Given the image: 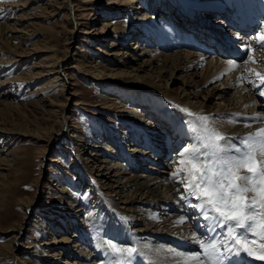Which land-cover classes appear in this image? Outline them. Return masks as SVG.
Listing matches in <instances>:
<instances>
[{
	"label": "rangeland",
	"instance_id": "1",
	"mask_svg": "<svg viewBox=\"0 0 264 264\" xmlns=\"http://www.w3.org/2000/svg\"><path fill=\"white\" fill-rule=\"evenodd\" d=\"M24 1L27 3L24 4L22 12H19L20 4ZM82 1L85 0H0V25H13L21 16V21L16 24L18 25L17 31L20 33H9L8 35L7 32H3L4 37L0 40V50L4 51L0 52V95H3L0 96V128L5 130L3 132L5 134H0V264H24L25 262L29 264L27 261L30 257L31 259L35 258L37 264H53L50 260L59 247L46 248L44 253L40 254L35 253L34 250H27L26 247L30 244L37 246L43 241L49 243L55 239L59 241L63 235L70 238L69 242H75L78 239L77 234L72 233L73 230L56 232L61 227L60 220L67 224L70 223L68 218L73 216L79 227L82 226L81 230L84 233L89 232L85 217L89 218L92 215L95 221L99 220V224L97 222L96 224L98 226L101 224L106 216L105 212L99 213V211L93 210L85 212V208L82 207L85 204L90 205L89 208L91 207L90 203L94 201L92 187H90L91 184L82 182L77 173L79 168L75 169L74 166L77 162L79 165H86L84 159L87 158V161L93 160L98 167L107 168L114 162H118L122 163L124 168L126 166L132 171L127 163L125 164V160L120 157L121 151L118 145L121 143V150L127 148L126 152L129 153L128 151L133 147L128 148V145L133 143V139L136 140L133 138L134 136H131L134 128L131 124L120 119V116L131 117V112L138 110L140 114H143L141 118L146 120L145 124L148 126L149 118L145 115L151 113L140 112L138 106H147L145 101L150 99L152 100V114L159 110L158 114H171L174 117L182 115L180 119L183 117L189 120L186 114L180 110L182 108L173 105L169 100L161 99L158 95L163 92L175 93L181 88L188 89L185 81L174 80L169 74H164L159 83V79L153 80L156 75H153V72L146 75L147 71L141 72V68L137 69L136 58L141 57L138 55L143 51L153 54L157 53L156 51L162 52L163 55L169 54L160 47L158 48V41H155L154 38H152L153 40L145 39L142 33L139 38L137 37L138 32L132 30L135 18L142 19L140 14L152 12V10L150 11V2L153 0L133 2L136 5L128 12L122 9L113 11L109 8L112 7L111 4L115 5L121 0L114 3L115 0ZM182 1L188 0H181L180 2L183 4ZM190 1L198 2V6L201 3H205L204 5L207 6L206 2H209V0ZM234 1L236 2V0ZM83 3L87 5L85 9L88 10L81 12L79 10L81 7L77 9L78 6L75 5H84ZM212 3L217 4L218 2L211 1L209 4ZM142 4L145 7H142ZM138 6L145 10L136 9ZM156 8L158 7L156 6ZM180 9L184 10L182 5H180ZM168 11L170 12V9L167 11L157 9L153 15L149 14L148 21H150L151 27L161 20L166 22L170 16L172 17ZM95 14H98V20L93 17ZM106 16L109 17L106 18ZM182 16H185V13H182ZM106 19H110V26H107L110 31L107 33L105 29L102 30ZM116 21L122 24L121 28L126 33L129 31L126 35L124 32L120 34V31L118 33L111 31L113 27L116 28ZM165 22H161V24L163 25ZM135 37L137 38L135 39ZM12 38H18V40H12ZM141 39L142 41L139 42ZM146 40H149V43L145 42ZM134 42H137V46L142 42L143 45L135 47ZM19 43L22 45L20 44V46ZM18 45L27 50H31L33 45L36 47L35 51H31V55L23 62L12 64L10 59L21 52ZM118 52H122L121 56H113ZM174 53L176 52L170 54ZM43 58L53 59L50 61L54 65L53 71L51 68L50 71L49 69L45 71L43 67L49 62H41ZM124 60L129 61L125 68L130 72L132 79H136L137 76L147 77V81L157 86L153 92H145L147 90L144 88L133 87L128 81L130 78L127 77L109 78L110 73L105 70L114 68L113 64H109V62L115 61L118 63L116 68L124 69L120 64ZM98 70L104 72L100 74L96 72ZM32 72L38 73L36 77ZM48 72L54 74L48 77L46 74ZM56 77L60 81L51 84V81L56 80ZM196 80L199 81L197 84H201L200 77ZM61 83L64 84L65 91H61ZM219 84L220 82L215 83L214 81L207 83L202 91L199 90L197 101L205 103L210 107L209 109L220 105L221 102L212 94L208 100H203V96L208 95L206 93L214 86L224 88ZM226 90L227 88L222 89V91ZM227 91L226 98H232L233 91ZM66 97L69 98V101L66 108L61 111V115L58 113L52 116L51 111L57 110V108L49 107L48 104L50 102L61 103ZM135 99L142 100V102L134 103ZM259 105L261 106V104ZM239 110L243 109L239 108ZM124 111L128 114L121 113ZM49 113L51 114L49 115ZM243 113L245 114V111ZM62 119L66 124L60 135L61 127L59 128L57 125ZM184 125L187 124L184 123ZM187 131L189 132V129ZM150 141H153V146H157L159 143L155 142L153 137L150 138ZM145 143H140V146L142 144V147H145ZM161 148L163 149V146ZM165 149L167 150V148ZM91 153L94 155L89 156ZM51 160L54 161L50 162ZM103 160L108 162L107 165L101 162ZM140 162L136 160L135 164L137 165L134 172L126 170V173L150 175L151 172L147 169L153 165L149 164L147 167L145 166L147 164ZM171 162L172 160L167 163L163 161L158 168L165 170L167 178L172 175L173 164ZM120 170L124 171V169ZM98 184L102 189L104 188L102 183L98 182ZM102 191L105 192V190ZM128 191L125 194H129ZM185 195L187 194L185 193ZM56 200L60 203L74 201L77 205H81L79 208L82 210L76 213L77 215L71 212L68 216H65L67 214L58 215L59 218L61 217L60 219L53 217L50 213L44 215L40 214L38 210H34L36 206L45 201L53 204ZM186 211L188 210L183 208L180 213L184 215L187 213ZM171 213L177 214V212L169 211V214ZM203 220L205 218L200 212L198 219L193 221V228L201 226ZM102 233L103 231L99 229L96 231V235L94 234L95 236L90 235V239H97L94 240L95 243L99 244L107 259L109 257V261L106 260L107 264H112L116 258H113L111 250L107 248L109 239L104 238ZM56 240L55 242H57ZM118 245L121 246V244ZM83 246L86 247V245ZM121 247H129V245L124 244ZM143 255L145 256L146 253L137 251L136 258H139L137 263L149 264L148 256H145L146 259H144ZM58 258L56 264H62L66 260L77 262L70 255H68V259L63 255ZM132 263L135 264V262Z\"/></svg>",
	"mask_w": 264,
	"mask_h": 264
},
{
	"label": "bare ground",
	"instance_id": "2",
	"mask_svg": "<svg viewBox=\"0 0 264 264\" xmlns=\"http://www.w3.org/2000/svg\"><path fill=\"white\" fill-rule=\"evenodd\" d=\"M180 1L181 0H166L164 2L162 0H153V2H150V11L152 10V12H149L148 9H146L148 11L147 14L143 13L139 15L140 17H142V19L135 18L133 20L134 23L132 26V30L133 32H138L137 37L141 38V36L143 35L145 39L149 38L153 40L152 38H154L155 41H158V48L160 47V49H163L165 53H169L167 55H163L162 52L158 51H156L157 53L154 54L151 52L148 53V51H143L138 55L141 57L136 58V61H138L137 69L141 68V72L147 71L145 72L146 75H149V72H153V75L156 74L153 80L159 79V83L162 81L164 74H169L170 77L174 80L185 81V85L186 87H188V89L181 88L179 90H176L175 93H158L159 97L161 99L169 100L178 108H187L199 115H206L210 117L209 122L211 126L215 127L226 137L233 138L231 142L238 143L239 138L246 136L247 134L255 131L258 128L264 127V120L254 119V117H264V104H262L260 100L261 97H264L260 95V91L264 90V85L257 87V85H260V82L254 75V72L249 71V69H253L255 70V72H259L264 75V48H261L260 45L255 42V37H249L251 38V41L249 42H253L252 48H256V50L252 49L251 52H249L248 54L246 53L247 57L244 58L242 62L235 63L237 67L234 70L228 71L229 65L227 61H216L208 55L205 58V55L199 53L196 50L195 44L192 40L178 35L179 26L188 25V23L184 19L178 20L177 17H175L174 21H171L169 24L161 20V22H165L163 23V25L161 24V22H158L154 27L152 26V28L151 24H149L150 21H148V18L151 14L153 15L154 11H157V9L166 11L170 9L172 11V17L174 13L176 14L177 10V16L185 13V16L187 17L191 14L199 15L201 12H203L202 10H206L209 8L210 11L206 12L208 16L212 14L214 17H217L219 15L221 18L219 19V17H217V21H215V23L219 25L220 29L225 31V28L230 25V19L237 13H240L239 18L241 19L243 18V14L244 16L246 15V13L249 14L250 21H252L253 24L256 25V23L252 19V16H259V14L261 15L262 13H264V0H236V2L234 0H209L208 3L206 2L207 6L204 5L205 3H201V5L198 6V2L190 0L185 2L182 1L183 4ZM211 1H216L218 3L209 4ZM82 2H87V0ZM114 2H117V0L113 1V3ZM133 2L139 3V0H121L115 5L111 4L110 6L112 7L109 8L113 11L122 9L123 11L128 12V10H131L133 7H135L136 4H134ZM26 3L27 2L24 1L22 4H20L21 8L18 10L19 12H22L24 4ZM80 4L75 5L76 7L78 6L77 9L81 7L79 9L81 10V12L88 10L85 9V6H87L85 5V3H83L84 5ZM155 5L158 8H156ZM180 5L183 6L184 10L180 9ZM141 6L145 7L143 4ZM142 7L138 6L136 9L142 10ZM179 10L181 11V14ZM97 15L98 14L93 15V17L98 20L99 16L97 17ZM107 17L109 16H106V18ZM19 18L21 19V16ZM20 19H18V23L19 21H21ZM17 22H14L13 25L10 26L9 24L4 26L0 25V40L2 37H4L3 35L5 32H7L8 35L9 33H20V31H17ZM109 22L110 19H106L103 23L102 30L105 29L106 33L110 31V29H108L107 27L110 26ZM115 24L116 28L113 27L111 29L112 32L117 31L118 33V31H120V34L124 32L125 35L129 32L127 31L126 33V31L121 28L122 24L119 21H116ZM262 28H264V25L262 26ZM255 31V33L259 34V27H257ZM140 33H142V35H140ZM137 37H135V39ZM241 39L247 42V39ZM12 40H18V38H12ZM141 41L142 39L139 42ZM145 42L149 43V40H146ZM134 43L135 44L133 45H135V47L143 45V42L138 46L137 42ZM20 44L21 43H19V45ZM20 46L18 47V49L21 52L17 51L20 54H15L10 59V62H12V64L23 62L25 58H28V56L31 55V51H35L36 47L33 45L31 50L29 49V51L27 49H22ZM177 47L182 48L183 51H178ZM174 51L176 53L170 54ZM240 51L243 52V46L241 47ZM0 52L4 51L0 50ZM121 54L122 52H118L114 53L113 56L117 57L118 55L121 56ZM249 55L253 56L256 63H252L248 59ZM50 61H53V59H41V62H49V64H46L43 67L45 71H48L46 69H49L50 71V68L52 69L54 67V65ZM126 61L124 60V62L120 63L122 67H124V69L116 68L118 63L115 61H110L109 64H113L114 68L105 70L106 72L110 73L108 75L109 78L112 79L127 77L128 79L130 78L128 81L133 85V87L144 88L145 90H147L145 92H153V89H155V87L157 86L152 82L147 81V77L137 76L136 79H132L133 77L130 75V72H128L127 68H125L127 67L126 64H128L129 62L128 60ZM53 70L54 69H52V71ZM133 71H136V69H133ZM96 72L101 74L104 71L98 70ZM32 74H34L33 76L36 77L38 73L32 72ZM46 74H48L49 77L54 73L48 72ZM224 76L225 79H223ZM198 77L201 78L202 85L197 84V82L199 81H197L196 78ZM69 78L71 79V77ZM58 81L60 80L56 77V80H52L51 84ZM212 81H214L215 83L220 82L219 86L224 87L222 88L223 90L227 88V90L229 91L232 90L233 93L232 98L228 99L226 98V94L228 93L227 90L222 91L221 88L214 86L213 88L208 90V92L206 93L208 95L203 96V100H208L209 97L216 96L217 100H219L221 104H218L217 106L212 107V109H209L210 107L208 105H205V103L203 104V102L197 101V99L199 98V92L204 89L203 87L207 85V83H211ZM60 86H62L61 91H65L64 84L61 83ZM178 94L179 96H177ZM68 101L69 98L66 97V99L61 101V103L50 102L48 104L49 107L57 108V110L51 111V113H53L52 116L58 113L61 115V111L66 108ZM139 101L142 102V100L135 99L134 103H139ZM151 101L152 100L150 99L145 101L147 102V106H138L140 112L151 113L149 115H145L149 118L148 126H146L145 124L147 123L146 120H142L141 118L143 114H140L138 110L131 112V117H119L128 124L132 125L134 129L131 136H134L133 138H136V140L133 139V143H130L128 145V148L133 147L128 151L129 153L126 152L127 148L126 150H121V143H119L118 145L121 151L120 157L125 160V164L127 163L128 167L133 172L135 171L137 165L135 163L137 160L141 161L140 163L147 164L145 165L147 167L149 164L153 165L150 167V169H147L151 172L149 173L150 175H136V173L128 174L126 173V170L129 169L126 168V166L124 168V166H122L123 164H120L118 162H114L112 166L107 168H105L104 166L98 167V165H96L93 160L90 159L89 161H87V158L84 159L86 161V165H79L77 164L79 162H77L74 168H79V171L77 170V173L82 182L91 184L90 187H92V195L94 200L90 203L92 204L90 207L91 209L89 208L90 205L88 206V204L82 205V207L85 208V212H87L88 210L99 211V213L105 212L104 214H106V216L104 217V220L98 226L99 220L95 221L94 218H92V215L89 216V218L85 217V223L88 224L87 226H85L88 227L89 232L86 231L87 233H84V231L81 230L82 226L79 227L76 219L74 220V216L71 218L67 217L68 222L70 221V223L65 224V221L60 220L61 224H59L61 227H59L56 232L73 230L72 233L77 234L76 237L78 240H76L75 242H69L70 238L63 235L62 237H60V240L58 239L59 241L55 239L57 242H55V240L51 241L50 243L43 241L37 246H35L36 244L34 246L30 244L28 247H26L27 250H34L35 253L40 254L42 252L44 253V250L46 248L59 247V249L56 250L52 255V260H50V262H52L53 264H56V260L60 258H58V256L60 255H63L66 259H68V255H70L75 259V261H77L75 263L68 262L66 260L62 264H107V261H109V257L107 259L99 244L97 242L95 243L97 239L95 238V241L93 239H90V235L95 236L96 231L99 229L103 231L102 236L104 238L121 244V246L127 244L129 245V247H136L139 251L146 253L145 256H148L147 258L148 260H150L149 264H177V259L171 255V251L191 254L195 253V250H197L198 248L200 249V240L202 239L199 236V231L203 224L201 226H197L195 229L193 228L192 224L195 219H198V214H200L201 211L200 209L191 207L193 206L191 205V202L195 200L194 197L188 196L187 200L182 198L185 196L184 185L179 181L183 177V173H181L180 177H177L175 179L172 177V175L167 178L165 170L162 168L158 169L160 168L161 162H163L162 158L165 157V159L168 158L167 160H172L171 164H173V173V171L177 167L176 162L179 159V152L182 151L184 145H186L185 147H187L193 143L192 138H190L192 137V133L190 131L188 132L187 130L189 128L187 127V125H184L187 119L183 117L180 119L182 115L174 117L171 114H158L159 110L156 111L157 113L153 112V115ZM259 104H261V106ZM239 108L243 110H239ZM243 111H245V114L243 113ZM247 112L248 114H246ZM51 113H49V115ZM121 113L128 114L126 111ZM186 117L188 116L186 115ZM65 124V120L62 119V121L57 125L59 128L61 127L60 135ZM3 132H5V130L0 128V134H5ZM29 135L32 136L31 134ZM158 136L163 137L160 138ZM151 137H153L155 142H159L157 143V146H153V141H150ZM144 142H146L144 144L145 147H142V144ZM134 143H136L137 145ZM140 143H142L141 146ZM167 144H169V146H167ZM87 146L89 145L87 144ZM161 146H163V149L161 148ZM165 148H167V150ZM90 155L93 156L94 154L91 153L89 154V156ZM53 161L54 160H51L50 162ZM101 162L106 163V165L108 163L106 160H103ZM120 169H124V171ZM157 173L158 175H156ZM98 182L102 183L101 185L104 186L103 189L101 188V186H99ZM102 190H105V192H103ZM127 190H129V194H125ZM189 197L192 198L190 202ZM197 203H199V201ZM79 207H81V205H77V203L74 201H66L64 203H60L58 202V200H56L53 202V204L49 201H45L42 204L36 206L34 210H38L40 214L44 215L50 213L53 217L59 218V216H61L62 214H67L65 216H68L69 212L75 213L74 215H77L76 213L82 210ZM183 208L188 210L186 211L187 213H184V215L180 213ZM169 211L177 212V214H169ZM164 214H166L167 216H165ZM182 217L184 218V222L180 223L179 221ZM207 221L211 224L209 220ZM96 222L98 224H96ZM194 237H196L197 239H194ZM83 245H86V247ZM145 256L143 255L144 259H146ZM113 258L116 257L113 255ZM137 259L139 258H136L135 254L132 262H135L136 264ZM146 261L147 260H145V262ZM27 263L37 264L35 258L31 259V257L29 258ZM142 263L139 262V264ZM24 264H26V262Z\"/></svg>",
	"mask_w": 264,
	"mask_h": 264
},
{
	"label": "snow or ice",
	"instance_id": "3",
	"mask_svg": "<svg viewBox=\"0 0 264 264\" xmlns=\"http://www.w3.org/2000/svg\"><path fill=\"white\" fill-rule=\"evenodd\" d=\"M254 39L264 48V28ZM248 49L252 51L251 45ZM248 59L256 63L252 55ZM228 65V71L237 67L231 60ZM249 71L259 80L257 87L264 85V75L253 69ZM260 95L264 96V90ZM180 110L190 118L185 123L192 133L193 143L179 152L172 177L175 179L183 173L179 182L187 195L182 198L192 196L199 201L193 207L200 209L211 222V232L217 227L224 231L221 239L200 240L199 252L171 251V255L177 259V264H223L226 258L239 257L242 253L264 261V127L232 143L233 138L211 126L210 117L187 108ZM254 119L264 120V117ZM179 222L183 223L184 218ZM107 248L116 257L112 264H132L138 251L111 240Z\"/></svg>",
	"mask_w": 264,
	"mask_h": 264
}]
</instances>
